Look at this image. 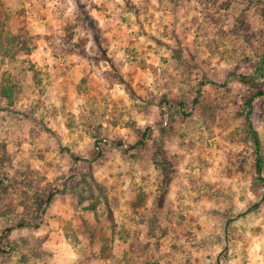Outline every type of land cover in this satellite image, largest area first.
<instances>
[{
  "label": "clouds",
  "instance_id": "1",
  "mask_svg": "<svg viewBox=\"0 0 264 264\" xmlns=\"http://www.w3.org/2000/svg\"><path fill=\"white\" fill-rule=\"evenodd\" d=\"M2 8L0 264H264V0Z\"/></svg>",
  "mask_w": 264,
  "mask_h": 264
},
{
  "label": "rangeland",
  "instance_id": "2",
  "mask_svg": "<svg viewBox=\"0 0 264 264\" xmlns=\"http://www.w3.org/2000/svg\"><path fill=\"white\" fill-rule=\"evenodd\" d=\"M3 3H4V0H0V17H2V19H0V41L7 42L10 44V43L14 42V38H12V39L8 38L6 36V32L11 27L12 22L15 19V16L12 13H10L9 11L4 10L2 8ZM37 47H39V45ZM34 59L37 60V62L39 61V52L34 54ZM0 79H2L5 84H8L10 79H11L10 73H8V72L0 73ZM12 87H14V85ZM5 88H8V87H5ZM9 89L11 91V88H9ZM0 94H2V89H0ZM254 94L260 95L261 93L257 92ZM260 107H261V110L264 111V100L261 101ZM11 187H12L11 184L5 186V185H3L2 182H0V191L7 193L8 189ZM21 223H23V222H21ZM19 227L23 228L24 225L19 226ZM5 231L10 232L11 229H5ZM226 252H227V249H224L220 255H224Z\"/></svg>",
  "mask_w": 264,
  "mask_h": 264
},
{
  "label": "trees",
  "instance_id": "3",
  "mask_svg": "<svg viewBox=\"0 0 264 264\" xmlns=\"http://www.w3.org/2000/svg\"><path fill=\"white\" fill-rule=\"evenodd\" d=\"M10 93H11V91H10L9 88H3L2 89V94L3 95L8 96V95H10ZM23 225H24L23 223L19 224V226H23Z\"/></svg>",
  "mask_w": 264,
  "mask_h": 264
}]
</instances>
